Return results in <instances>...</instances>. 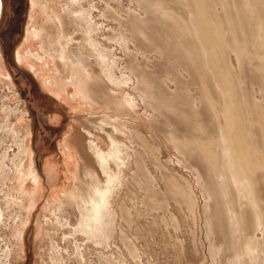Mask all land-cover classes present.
Returning a JSON list of instances; mask_svg holds the SVG:
<instances>
[{"label": "rangeland", "instance_id": "374dc122", "mask_svg": "<svg viewBox=\"0 0 264 264\" xmlns=\"http://www.w3.org/2000/svg\"><path fill=\"white\" fill-rule=\"evenodd\" d=\"M4 1L0 19V264H264V227H254L255 212L246 207L245 226L229 232L215 218L221 205L215 193L217 180L202 161L203 156L192 148L188 153L189 144L184 141L199 137V141L210 138L214 142L219 134H215L217 120L206 102L195 59L176 45L171 27L179 26L173 17L162 14L165 8L187 24L186 6L174 0L81 3L91 10V26L96 28L93 37L104 50L109 66L113 60L111 72L115 79L121 80L115 82V90L134 96L136 102L123 114L128 125L123 123L121 129L128 132L127 136L117 134L122 144L132 149L133 156L113 199L116 214L112 231L106 241L95 243L76 231L80 218L77 206H66L59 213L57 205L75 186L73 149L64 151V146L69 145L73 134L83 132L85 119L104 116L107 100L100 96L97 104H91L75 94L72 83L62 89L57 85V81L62 84L72 77L70 64L50 54L54 52L47 37L53 29L46 18L53 9H61L59 3L46 12L36 0ZM212 2L211 10L218 13L226 27L227 7L219 0ZM234 2H224L233 16ZM222 20L217 26L229 42L230 34ZM70 24L68 21L67 32L74 40L65 48H82L78 42L87 28L79 30ZM142 24L144 39L139 30ZM44 25L47 29L37 34ZM230 47H234L232 41ZM17 50L21 52V63L16 58ZM229 50L226 58L234 82L245 85L246 99L253 106L255 99L262 97L254 71L258 66L244 61L245 54ZM253 114L258 121L256 111ZM137 130L147 137L145 147L135 137L133 131ZM24 141L29 156L21 149ZM263 145L260 143L261 148ZM22 164L23 174L17 167ZM31 169L37 171L38 183L28 174ZM52 169L56 177L51 176ZM260 172L256 197L264 213V170ZM85 189L90 190L88 186ZM27 194L35 196L32 207ZM234 197L228 195L224 202L227 207L234 203L239 211ZM56 215L67 224H50V219L57 222ZM23 220L28 223L19 239L17 230L21 231ZM7 250L10 257L6 256Z\"/></svg>", "mask_w": 264, "mask_h": 264}, {"label": "bare ground", "instance_id": "6f19581e", "mask_svg": "<svg viewBox=\"0 0 264 264\" xmlns=\"http://www.w3.org/2000/svg\"><path fill=\"white\" fill-rule=\"evenodd\" d=\"M174 1L181 2L186 6L187 24L163 6L162 14L173 17L175 24L179 26L171 27V32L176 36V45L186 49L189 55L195 59L196 71L202 74L199 77L207 98L206 102L209 110L213 113L212 115L217 120L218 132L215 134L219 133L214 142L210 138L208 141L205 140L206 142L199 141V137L198 140L186 138L187 140L184 141L189 144L190 149L188 151L193 149L196 154L200 153L203 156L202 161L207 164L208 170L217 180L215 193L219 195V205H221L218 206L217 211L219 212L216 213L215 218H218L223 225L227 226L229 232L241 230L245 226L246 211L248 210L245 208L250 206L255 212L256 217L253 223L258 230L264 227V213L262 209L260 210L261 205L259 206V199L256 197L259 180L261 179L259 173L264 170V145L262 148L260 146V143H264V0H235L232 6L235 9L234 16L227 11L228 5L224 4L225 0H219L224 8L227 7L225 10L226 27L218 13L211 10L214 5L212 0ZM56 2L60 4L61 9L57 7L58 9L55 8L56 11L53 9L52 15L47 16L45 14L47 16L46 23L53 29V33L47 35L50 47L54 52L50 54L59 57L64 63L70 64L72 67L70 81L62 84L57 81V85L62 89L72 83L76 88L75 94L87 100V102L90 101L91 104H97L96 98L100 96H104L107 100L104 116L100 119H85L86 124L83 126V132L77 135L73 134L69 145L67 143L64 146L66 147L64 151L73 149L76 172L75 186L56 205L59 213L64 211L66 206L76 205L80 214L79 223L75 227L76 231L85 234L95 243H99L102 240L106 241L109 237L110 228L116 214L113 199L116 198L117 190L124 181L123 174L126 173L125 169L130 166L133 156L130 152L132 149L126 147L125 144L124 146L118 139L117 134H128L127 131L121 129L126 121L123 119V114L126 111H131L130 106L132 108L136 105V102H134V96L133 98L125 96L115 90L117 85L115 82H121V80L115 79L111 72L113 60H111V66H109L110 61L104 50L101 49L99 43L93 37V31L96 28L91 26L93 21L88 15L91 10L85 9L81 5L83 0L35 1L36 5H44L46 12ZM4 6L5 1L0 0V19ZM70 17L73 18L69 19ZM219 20L223 21V28L227 29L230 34L229 42H227V39L225 40L223 29L217 26ZM68 21L71 23L72 28H78L79 30L84 27L87 28L83 40L78 42V46L81 44L82 48H72L70 46L66 50V43L74 40V37L67 32ZM46 29L44 25L38 30L37 34L40 35ZM139 30L144 39V36H146L145 25L142 24ZM231 41L233 42V48L230 47ZM58 46H60V49ZM227 49L230 53L234 51L237 55L239 52L245 54L244 61L249 60V63H255L258 66L255 67L254 71L260 81L262 97L259 96L261 99H255L253 106L249 105L246 99L245 85L234 82L232 66L226 58ZM31 55L44 59L37 53ZM16 58L19 63L22 62L19 50L16 52ZM31 66L35 70L34 65ZM241 66L246 68L245 64V67L243 64ZM82 69L85 71H82ZM56 94L62 95L61 91H57ZM254 111L257 113L258 121L256 117L254 118ZM108 119L111 121H108ZM13 130L17 131L15 126ZM133 132L145 147L147 137L138 130ZM18 133L22 134L20 131ZM83 141H85V144ZM180 141L182 140L180 139ZM24 142L21 149L29 156L27 141ZM178 145L180 146V144ZM201 155L198 159H201ZM17 167L23 174V164ZM51 172L52 177L58 175L55 169H52ZM28 174L32 175L38 183L37 171L31 169ZM263 174H261L262 177ZM85 186H88L90 190H86ZM191 188H188V190L190 189L193 192ZM22 193L25 195L26 192L22 189ZM228 195L237 196L234 198H236V204H239V211L236 210V206L233 207L234 203H229L227 207L224 199ZM26 199L30 200L31 205L29 207H32L35 196L27 194ZM21 200L24 203L26 202L24 198ZM195 201H193L191 208H194ZM222 204H224V207ZM54 212L57 213L56 210ZM59 215H56L57 222L50 219V224L51 222L57 223V225L67 224L62 222V217ZM48 221L45 219V223H48ZM27 223L23 220L20 227L21 231L17 230L19 239L23 238L22 233ZM39 232L41 233V231ZM46 234H49L48 230ZM10 255L11 252L7 250L6 256L10 257Z\"/></svg>", "mask_w": 264, "mask_h": 264}]
</instances>
